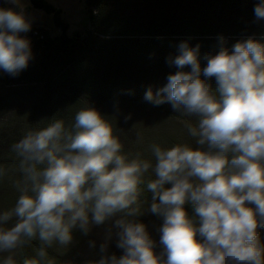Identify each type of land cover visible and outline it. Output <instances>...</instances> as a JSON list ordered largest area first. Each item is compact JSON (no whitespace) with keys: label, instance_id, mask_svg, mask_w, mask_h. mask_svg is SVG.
Here are the masks:
<instances>
[{"label":"clouds","instance_id":"1","mask_svg":"<svg viewBox=\"0 0 264 264\" xmlns=\"http://www.w3.org/2000/svg\"><path fill=\"white\" fill-rule=\"evenodd\" d=\"M6 2L13 7H0V69L16 76L32 59L30 41L19 35L31 23L21 0ZM254 11L264 18V2ZM178 48L167 62L191 71L169 74L166 85L155 95L149 88L145 99L198 115V123L186 127L206 150L152 144L154 164L139 153L130 158L111 123L89 105L76 112L70 127L54 119L27 130L10 149L18 159L19 196L0 211V254H6L0 264H17L25 245L37 239L35 255L23 264H51L47 248L69 245L76 227L87 234L89 214L97 225L120 217L117 246L124 254L96 264H264L258 236L264 228V43L249 37L231 52L221 47L205 56L203 74L215 78V92L200 78V45L181 42ZM6 174L0 167V178ZM142 185L153 194L150 211L163 217L161 255L154 253L145 225L134 219L142 210ZM187 201L196 220L183 207Z\"/></svg>","mask_w":264,"mask_h":264},{"label":"trees","instance_id":"2","mask_svg":"<svg viewBox=\"0 0 264 264\" xmlns=\"http://www.w3.org/2000/svg\"><path fill=\"white\" fill-rule=\"evenodd\" d=\"M28 1L31 8L51 15L59 33L51 35L41 27L20 33L30 41L28 67L16 76L0 69V167L7 171L0 178V211L13 207L19 196L14 187L20 179L18 159L10 149L27 130L46 127L54 119L70 127L76 112L89 105L111 123L125 154L131 158L139 153L154 164L152 144L162 148L197 145L186 122L195 125L198 115L182 114L170 103L156 106L145 99L149 88L155 95L166 85L169 74L191 71L189 66L177 69L167 62L179 54V44L200 45V78L215 92V78L203 74L205 56L216 55L221 47L231 52L235 43L249 37L264 43V18L258 19L254 11L264 0H79L85 6L87 23L83 31L71 34L59 9L45 0ZM0 7L13 5L0 0ZM126 116L130 118L125 122ZM141 189L142 210L134 219L145 225L154 253L161 255L163 217L150 211L153 194L146 185ZM183 207L196 220L192 203L187 201ZM89 217L87 234L76 227L69 245L47 248L51 264H96L102 257L124 254L117 246L115 220L119 215L99 225ZM258 236L264 245V228L258 229ZM102 244H106L103 252ZM39 246L38 239L25 245L16 257L17 264L34 256Z\"/></svg>","mask_w":264,"mask_h":264},{"label":"rangeland","instance_id":"3","mask_svg":"<svg viewBox=\"0 0 264 264\" xmlns=\"http://www.w3.org/2000/svg\"><path fill=\"white\" fill-rule=\"evenodd\" d=\"M6 4V0H2ZM48 4L61 12L60 18L68 24L67 33L71 34L74 31H83L87 23V13L82 1L79 0H45ZM24 5L23 11L29 19L31 27H41L51 35H58L59 31L53 26L51 15L45 14L43 11L36 10L30 7L28 0H21ZM202 150H206V146ZM198 148L194 145L193 149Z\"/></svg>","mask_w":264,"mask_h":264}]
</instances>
